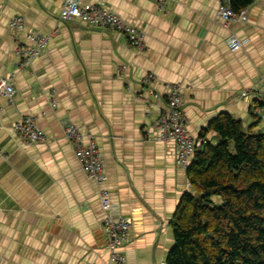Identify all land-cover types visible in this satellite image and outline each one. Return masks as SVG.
Wrapping results in <instances>:
<instances>
[{
	"label": "crops",
	"instance_id": "1",
	"mask_svg": "<svg viewBox=\"0 0 264 264\" xmlns=\"http://www.w3.org/2000/svg\"><path fill=\"white\" fill-rule=\"evenodd\" d=\"M80 1L141 27L146 48L113 28L63 22V0H0V80L16 88L13 100L0 98V264H115L102 230L100 186L76 158L65 121L84 143L97 142L115 212L133 219L125 264H164L172 219L193 190L176 144L159 140L153 127L168 107L166 83L181 85L198 145L219 141L208 126L221 113L264 132L250 93L264 79V0L245 7L247 20L232 21L218 16L222 0H169L162 9L153 0ZM14 16L24 17L23 31L10 28ZM28 32L50 41L22 65L17 37L25 42ZM233 38L241 41L237 50ZM148 74L155 77L145 81ZM25 115L35 116L47 142L16 134Z\"/></svg>",
	"mask_w": 264,
	"mask_h": 264
},
{
	"label": "trees",
	"instance_id": "2",
	"mask_svg": "<svg viewBox=\"0 0 264 264\" xmlns=\"http://www.w3.org/2000/svg\"><path fill=\"white\" fill-rule=\"evenodd\" d=\"M252 1L232 0V7L240 11ZM208 127L219 141L204 140L188 165L193 190L172 219L174 243L164 264H264V132L229 113Z\"/></svg>",
	"mask_w": 264,
	"mask_h": 264
},
{
	"label": "built area",
	"instance_id": "3",
	"mask_svg": "<svg viewBox=\"0 0 264 264\" xmlns=\"http://www.w3.org/2000/svg\"><path fill=\"white\" fill-rule=\"evenodd\" d=\"M153 1L158 8L162 9L169 0ZM217 13L225 21L247 20L248 18L247 9L235 11L232 7V0H222ZM76 18L85 20L92 26L113 28L123 34L133 47L140 50L146 48L145 31L138 25L125 21L117 13L102 4L83 3L80 0H63L60 19L63 22H70ZM9 26L12 30L23 31L25 28L24 17L14 16L10 20ZM23 37L25 42H22L21 36L17 37L18 46L16 51L20 56L21 64L27 65L48 47L50 36L39 32H28ZM230 44L232 50H237L241 47V41L238 38H233ZM154 77L153 74H148L145 81L152 80ZM248 93V90L242 91L243 95ZM250 93L257 103L256 113L264 121V83L261 82ZM15 94L16 88L12 80L1 79L0 98L6 97L9 100H13ZM154 96L157 97L158 94L156 93ZM166 97L168 100L166 112L154 122L153 127L157 130L159 140L176 144V162L179 166L186 167L201 146L198 145L196 139L188 130L187 119L183 110L184 101L181 85L178 83H166ZM63 126L65 136L74 144L75 156L82 169L89 178L100 186L99 196L105 212L102 230L106 237V247L109 251L110 261L115 264H125L126 256L122 252V248L129 240L133 228V219L131 216L115 212L110 199V191L104 185L107 175L97 142L90 138L87 143H84L83 134L70 121H65ZM13 129L22 140L30 143H42L49 140L44 130L38 126L33 115L23 116L14 124Z\"/></svg>",
	"mask_w": 264,
	"mask_h": 264
},
{
	"label": "rangeland",
	"instance_id": "4",
	"mask_svg": "<svg viewBox=\"0 0 264 264\" xmlns=\"http://www.w3.org/2000/svg\"><path fill=\"white\" fill-rule=\"evenodd\" d=\"M262 83H264V79H262ZM214 200H215V201H217V197H216V198H214Z\"/></svg>",
	"mask_w": 264,
	"mask_h": 264
}]
</instances>
